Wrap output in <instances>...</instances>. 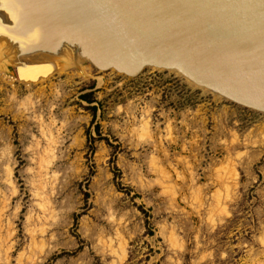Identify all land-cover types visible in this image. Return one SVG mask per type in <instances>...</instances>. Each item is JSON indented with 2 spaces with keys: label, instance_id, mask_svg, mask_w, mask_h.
Listing matches in <instances>:
<instances>
[{
  "label": "rangeland",
  "instance_id": "1",
  "mask_svg": "<svg viewBox=\"0 0 264 264\" xmlns=\"http://www.w3.org/2000/svg\"><path fill=\"white\" fill-rule=\"evenodd\" d=\"M0 264H264V113L177 71L0 60Z\"/></svg>",
  "mask_w": 264,
  "mask_h": 264
},
{
  "label": "water",
  "instance_id": "2",
  "mask_svg": "<svg viewBox=\"0 0 264 264\" xmlns=\"http://www.w3.org/2000/svg\"><path fill=\"white\" fill-rule=\"evenodd\" d=\"M171 69L264 113V0H0V60L24 79L83 60Z\"/></svg>",
  "mask_w": 264,
  "mask_h": 264
},
{
  "label": "bare ground",
  "instance_id": "3",
  "mask_svg": "<svg viewBox=\"0 0 264 264\" xmlns=\"http://www.w3.org/2000/svg\"><path fill=\"white\" fill-rule=\"evenodd\" d=\"M77 65V64H76ZM80 65V64H79ZM79 67V66H78ZM153 68H155V67H153ZM158 69H163V68H158ZM110 70H114V69H110ZM166 70H171V69H166ZM56 71V70H55ZM101 71V70H100ZM115 71V70H114ZM172 71H175V70H172ZM116 72V71H115ZM53 73V72H52ZM52 73H50V74H48V75H46V76H44V77H41V78H37V79H24V78H22V77H19V76H17V78L20 80V81H22V82H25V84L26 85H31V84H34V83H40L42 80H44V79H46V78H48V77H50V75L52 74ZM119 73V72H118ZM124 75V74H123ZM127 76V75H126ZM128 77H130V76H128ZM187 79V78H186ZM189 80V79H188ZM190 81V80H189ZM190 82H192V81H190ZM193 83V82H192ZM194 85H197V84H195V83H193ZM197 86H199V85H197ZM199 87H202V86H199ZM204 90H209V89H207V88H205V87H202ZM209 91H211V90H209ZM211 92H213V91H211ZM213 93H215V92H213ZM215 94H217V93H215ZM217 95H219V94H217ZM219 96H221V95H219ZM221 97H223V96H221ZM224 98V97H223Z\"/></svg>",
  "mask_w": 264,
  "mask_h": 264
}]
</instances>
